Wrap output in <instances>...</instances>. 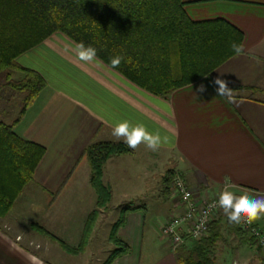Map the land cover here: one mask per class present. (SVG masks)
Returning a JSON list of instances; mask_svg holds the SVG:
<instances>
[{
	"label": "crops",
	"instance_id": "0c3cea01",
	"mask_svg": "<svg viewBox=\"0 0 264 264\" xmlns=\"http://www.w3.org/2000/svg\"><path fill=\"white\" fill-rule=\"evenodd\" d=\"M185 9L195 21L223 18L237 26L244 33L243 52L167 98L141 88L98 57V63L80 61L73 50L76 42L61 32L18 57L20 65L42 75L46 86L16 130L43 145L46 153L30 188L31 196L41 194L40 202L32 205L27 196L0 218V264H56L51 250L46 257L39 252L42 247L32 246L37 239L17 229L19 213L30 208L39 212L29 223L32 228L39 224L75 248L85 240L75 255L78 264L94 253V238L110 208H100L94 226L86 229L98 208V194L85 152L98 141H123L112 135L118 120L143 122L149 131L168 136V143L155 152L141 144L105 164L103 182L114 196H124L120 210L127 204L135 208L118 231L131 250L112 264H179L166 239L161 246L152 236L156 223L160 226L180 210L173 188L169 194L163 191L168 170L181 171L201 199L217 194L226 177L237 195H264V95H257L264 94V0H187ZM217 76L234 90L235 103L217 95ZM201 84L206 86L203 93L198 91ZM124 162L135 166L124 167ZM256 222L264 228V215ZM6 225L16 232L5 231ZM222 241L252 247L264 261V251L254 243L240 244L227 231ZM248 260L236 258L233 264Z\"/></svg>",
	"mask_w": 264,
	"mask_h": 264
},
{
	"label": "trees",
	"instance_id": "16d2710c",
	"mask_svg": "<svg viewBox=\"0 0 264 264\" xmlns=\"http://www.w3.org/2000/svg\"><path fill=\"white\" fill-rule=\"evenodd\" d=\"M187 0H0V218L8 216L17 198L34 179L46 148L17 132L29 107L46 82L37 71L20 65L18 57L56 32L97 49V57L110 66V57H123L116 71L141 88L162 97L199 81L237 53L231 44L243 45L244 33L226 19L195 21L187 13ZM20 106L11 123L2 117ZM123 142L98 141L86 149L92 169L91 182L98 194L89 216L91 229L99 209H108L114 190L103 182L106 162L132 152ZM23 172V174H22ZM175 171L164 177V194L171 192ZM130 204L112 226L114 248L103 264H112L130 252L129 243L118 236ZM137 209V208H136ZM222 214V213H219ZM215 214L207 237L189 239L175 250L179 264H217L216 251L224 231L253 244V237L240 224H229ZM225 221L223 222V220ZM38 230L58 241L65 251L78 253L39 224Z\"/></svg>",
	"mask_w": 264,
	"mask_h": 264
},
{
	"label": "clouds",
	"instance_id": "9594fccd",
	"mask_svg": "<svg viewBox=\"0 0 264 264\" xmlns=\"http://www.w3.org/2000/svg\"><path fill=\"white\" fill-rule=\"evenodd\" d=\"M231 47L237 54L243 52V45L233 42ZM73 50L80 61L84 63H98L97 49L92 45H85L83 41H80L74 44ZM122 59L123 57L119 55L110 57V67L113 69L118 68ZM213 83L217 86L216 93L218 96L226 97L229 102H236L235 92L232 88L228 87L226 80L217 76ZM198 91L201 93L205 92L206 86L201 84ZM112 135L117 141L123 140L128 148L132 150L137 149L143 144L148 150L155 152L168 143V136L162 137L159 131H149L143 122H132L127 119L115 122L112 128ZM232 187L233 185L226 177L223 187L218 193V199L209 205V211L214 208L221 209L227 217L229 224H252L259 220L264 215V195H252L247 192L237 195L230 190ZM189 195V193H185V199ZM203 223L202 220L201 227ZM193 235L199 238L200 233L197 231Z\"/></svg>",
	"mask_w": 264,
	"mask_h": 264
},
{
	"label": "rangeland",
	"instance_id": "374dc122",
	"mask_svg": "<svg viewBox=\"0 0 264 264\" xmlns=\"http://www.w3.org/2000/svg\"><path fill=\"white\" fill-rule=\"evenodd\" d=\"M62 33V32H61ZM257 95H264L262 93H257ZM20 111V106H14L13 108H11L9 110V113L5 114L2 118L7 122V123H11L14 118L18 115ZM26 117V115H25ZM24 117V118H25ZM23 118V120H24ZM22 120V121H23ZM127 166L128 168H130L131 166H135V164H132L131 162H124V167ZM126 170V169H124ZM33 181V180H32ZM31 181V182H32ZM29 183L24 191L20 194V196L17 198L16 201L19 200V203H21L24 199L27 198V196H29V202L32 203H37L39 200H37L38 197H41V194L38 193V195H30V188L32 187V183ZM115 192V191H114ZM122 199H124V196L122 193H118L116 194V196H114V201L110 202L108 204V207L110 208V210L108 211H104L103 214V224L102 227H100V234L99 236H95L94 238V246L96 247V249L94 250V253L92 255L89 256V258L84 260V264H103L105 259L107 258V256L109 255V253L113 250V248L115 247L112 241H108V233L110 232V230L112 229V226L114 225V223L120 218L121 215V205L122 204ZM40 202V201H39ZM33 205V204H32ZM31 208L29 209V211H25L24 213H19L21 214V221L19 223V227H17L18 230L23 231L25 234L24 237H27L31 234V237H33L34 239H37V241H35L34 243H32V246L34 247H42L41 249H39V252H41L42 254L46 255V257H50L49 256V250L52 251V261H54V263L56 264H78L80 262L79 259H77L78 261H76L75 255L76 253H70L64 250V248L61 246V244L56 240H54L53 238H51L50 236H48L45 233H42L40 230H38L37 228H32L30 221H32L33 219H37V217L39 216V212H30ZM9 215V214H8ZM33 215V216H32ZM42 216H40L41 218ZM6 219H3V221ZM35 225V223H34ZM8 225H6V227L4 226V230L8 231L9 233H13L16 232L15 229H13V227L10 226V229L7 227ZM156 233L153 236V238L155 237V239L157 240V242L163 246L164 242H165V238L162 236L161 232H160V228L156 223ZM48 231V230H47ZM56 236V235H55ZM48 238V241L45 243V241L47 240L46 238ZM21 238V236H19V239ZM44 241V242H43ZM167 241V240H166ZM168 242V241H167ZM157 243V245H159ZM58 248V250H56ZM60 253L58 255V252ZM255 250L252 249H247L246 246H235L234 244H228L224 241H222L220 243V245L218 246V250L216 251V256H217V264H233L234 259H249L248 263L249 264H264V261H262L259 258H256V256L254 255ZM95 254L97 256H95ZM246 255L248 257H246ZM60 256L64 257V259H61Z\"/></svg>",
	"mask_w": 264,
	"mask_h": 264
},
{
	"label": "built area",
	"instance_id": "2783aa9c",
	"mask_svg": "<svg viewBox=\"0 0 264 264\" xmlns=\"http://www.w3.org/2000/svg\"><path fill=\"white\" fill-rule=\"evenodd\" d=\"M171 187L173 192L178 195L180 210L160 223L159 228L171 249L175 251L189 239L199 240L207 237L214 215L223 213V211L219 208L209 211V205L218 199L219 192L211 198L196 197L181 171H175ZM230 190L234 192L233 187ZM185 193L190 194L187 199H185ZM202 220L204 223L201 227ZM240 225L249 231L255 246L264 251V228L259 226L257 222L252 224L241 223ZM197 231L200 233L199 238L193 235Z\"/></svg>",
	"mask_w": 264,
	"mask_h": 264
}]
</instances>
